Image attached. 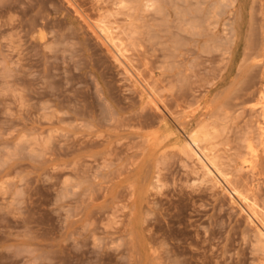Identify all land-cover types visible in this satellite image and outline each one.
<instances>
[{"label":"rangeland","instance_id":"rangeland-1","mask_svg":"<svg viewBox=\"0 0 264 264\" xmlns=\"http://www.w3.org/2000/svg\"><path fill=\"white\" fill-rule=\"evenodd\" d=\"M240 197L264 0H0V264H264Z\"/></svg>","mask_w":264,"mask_h":264},{"label":"bare ground","instance_id":"bare-ground-1","mask_svg":"<svg viewBox=\"0 0 264 264\" xmlns=\"http://www.w3.org/2000/svg\"><path fill=\"white\" fill-rule=\"evenodd\" d=\"M228 1H231L232 3H235V2H239L240 0H228ZM225 3V2H224ZM225 5H226V3H225ZM231 7V6H230ZM198 9V8H197ZM216 9V8H215ZM179 13V12H178ZM184 18V17H183ZM208 19V18H207ZM193 20V19H192ZM100 29V28H99ZM103 32V31H102ZM197 33V32H196ZM210 33V32H209ZM109 34H105L104 36H105V38H109V36H108ZM110 39V38H109ZM112 40V39H111ZM209 131V130H208ZM193 137V136H192ZM190 139V138H189ZM189 143V142H188ZM192 143H193V145H195V147L192 145L191 146V144H189L190 146H191V149H189V150H192V152H193V154H194V156L197 158V160L202 164V166L206 169V171L208 172V173H210V174H212V172H213V169H212V167H211V165H209L208 163H207V161L210 159V158H208V156H207V154L201 149V147H200V143H199V140L197 139V138H195V137H193L192 138ZM198 148V149H197ZM209 162V161H208ZM214 166V165H213ZM233 177V176H232ZM251 183V182H250ZM230 185V184H229ZM235 192L237 193V194H239L240 195V193L237 191V189L235 190ZM251 197V196H250ZM256 197V196H255ZM240 199H241V201H242V203L244 204V206L246 207V209H248V211H250L251 212V214L254 216V217H256L257 218V220H258V222H259V224H260V226L258 227V229H259V234L264 238V218H262L261 216H260V214H259V212L256 210V208H255V206L256 205H253V201L251 202V201H248V199L247 198H242V197H240ZM261 199V198H260ZM261 202V201H260ZM258 206V205H257ZM261 207V206H260ZM244 210V209H243ZM258 226V225H257ZM256 233V232H255ZM262 238V239H263ZM264 242V241H263ZM256 248V247H255Z\"/></svg>","mask_w":264,"mask_h":264}]
</instances>
